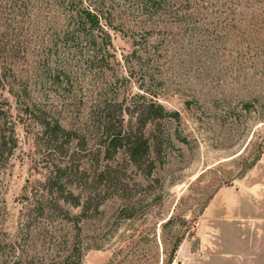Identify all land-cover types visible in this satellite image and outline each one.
Here are the masks:
<instances>
[{
    "label": "trees",
    "instance_id": "trees-1",
    "mask_svg": "<svg viewBox=\"0 0 264 264\" xmlns=\"http://www.w3.org/2000/svg\"><path fill=\"white\" fill-rule=\"evenodd\" d=\"M240 1L0 0V169L23 133L37 175L16 198L13 234L0 198L1 264H82L81 222L100 211L101 181L120 180L113 156L145 171L161 159L167 109L132 92L149 68L134 70L135 58L157 64L204 17L224 35Z\"/></svg>",
    "mask_w": 264,
    "mask_h": 264
},
{
    "label": "rangeland",
    "instance_id": "rangeland-1",
    "mask_svg": "<svg viewBox=\"0 0 264 264\" xmlns=\"http://www.w3.org/2000/svg\"><path fill=\"white\" fill-rule=\"evenodd\" d=\"M234 17L224 35L212 16L194 22L157 64L135 58L134 70L149 68L132 92L167 109L161 159L145 171L113 156L120 180L101 181L100 211L81 222L82 264H264V0H241ZM114 44L132 48L121 33ZM22 134L0 169L9 234L37 177Z\"/></svg>",
    "mask_w": 264,
    "mask_h": 264
}]
</instances>
